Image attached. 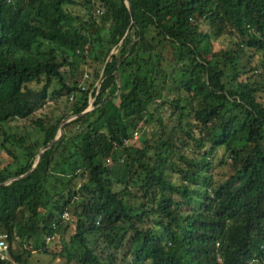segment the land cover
I'll return each instance as SVG.
<instances>
[{
  "label": "trees",
  "instance_id": "16d2710c",
  "mask_svg": "<svg viewBox=\"0 0 264 264\" xmlns=\"http://www.w3.org/2000/svg\"><path fill=\"white\" fill-rule=\"evenodd\" d=\"M130 3L0 0L9 255L61 233L77 264L264 263V0Z\"/></svg>",
  "mask_w": 264,
  "mask_h": 264
},
{
  "label": "rangeland",
  "instance_id": "374dc122",
  "mask_svg": "<svg viewBox=\"0 0 264 264\" xmlns=\"http://www.w3.org/2000/svg\"><path fill=\"white\" fill-rule=\"evenodd\" d=\"M203 28H206V25L203 24ZM215 45V40H214ZM86 75V74H84ZM97 83V82H96ZM71 98V97H70ZM93 98L91 97L89 101H91ZM49 103H51L50 100H48ZM91 107V106H90ZM137 139V138H133ZM222 154V148H219L215 154H214V168L212 169L214 177L215 178H221L225 175V165L219 164V156ZM1 156V154H0ZM73 225H70L69 230H67V233L65 232V236L68 235V232H70ZM65 239V240H63ZM67 239L62 236L61 233L57 234L53 239H50L47 242L49 252H42V251H34L32 255L29 257V262L31 264H77L75 261L71 260L69 262H66V257L61 256L58 252L63 245L64 241ZM260 264H264L263 262Z\"/></svg>",
  "mask_w": 264,
  "mask_h": 264
},
{
  "label": "built area",
  "instance_id": "2783aa9c",
  "mask_svg": "<svg viewBox=\"0 0 264 264\" xmlns=\"http://www.w3.org/2000/svg\"><path fill=\"white\" fill-rule=\"evenodd\" d=\"M102 11H103L102 7H97L96 8V12L102 13ZM132 137L133 138H137L138 137L137 130L133 131V136ZM126 142H128V139L124 138L123 139V143L125 144ZM107 160H108V162L110 161L109 158ZM62 217L63 218H67L68 217V212L66 210H64L62 212ZM51 237L52 236H47L46 240L49 241L51 239ZM263 247H264V244H263ZM0 259L9 260L12 264H25L23 262L15 261L14 259L11 258V256L9 255V251H8V243H7V240H6V233H3V232H0ZM256 261H257V257H253L250 262H254L255 263ZM260 263H262V262H260Z\"/></svg>",
  "mask_w": 264,
  "mask_h": 264
},
{
  "label": "water",
  "instance_id": "95a60500",
  "mask_svg": "<svg viewBox=\"0 0 264 264\" xmlns=\"http://www.w3.org/2000/svg\"><path fill=\"white\" fill-rule=\"evenodd\" d=\"M124 1H125L126 5H127V7H128V10H129L130 14L132 15V8H131L130 0H124ZM117 88H119V82H118V81H117ZM89 109H91L90 106L86 107V108L83 110V112H85V111H87V110H89ZM72 117H73V116L71 115V116L65 118L62 122L66 121V120H69V119H71ZM62 122H61V123L59 124V126H58V133H57V135H55L54 138H53L48 144L42 146V147L39 149V151H38V153H37V158H36L35 162L31 165V167H30L26 172H24V173L18 175L17 177L22 176V175H24V174L30 172V171H31V170H32V169H33V168L39 163V161H40V159H41V152H42V150H43L45 147L50 146V145H51V144H52V143H53V142L59 137V135L61 134V132H62ZM12 178H13V177H12Z\"/></svg>",
  "mask_w": 264,
  "mask_h": 264
}]
</instances>
